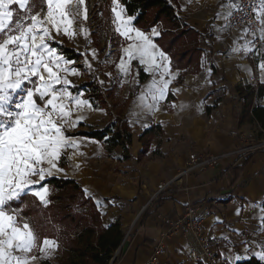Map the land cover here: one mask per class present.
<instances>
[{
	"label": "crops",
	"instance_id": "0c3cea01",
	"mask_svg": "<svg viewBox=\"0 0 264 264\" xmlns=\"http://www.w3.org/2000/svg\"><path fill=\"white\" fill-rule=\"evenodd\" d=\"M225 3L227 0H179L178 14L204 37L202 63L195 71L192 68L176 70L172 64V71L178 73V77L169 85L166 98L158 102V111L152 112L146 107L156 102L147 95L153 76L145 71V66L131 68L126 76L120 72L124 75L121 84L111 81L112 86L106 87L99 79L102 92L114 89L118 99L124 102L122 114L132 134V143L127 150L119 147L111 154L107 152L106 140L73 135L90 129L103 130L110 122L109 110L93 102L87 94L89 90L81 86L91 80V74H96L88 69L85 59L89 61L91 50L98 53L100 48L103 49L104 40L109 39L103 37L97 45L92 35L88 41L78 33L71 39L61 36L52 42L58 54L75 61L68 67L76 68L80 75L68 77L74 85L70 91L89 101L92 109H85V118L66 132L80 143L82 155L76 154L72 158L74 150L67 149L60 161L67 174L51 178H70L78 182L86 196L96 203L104 228L120 222L129 238L116 264H143L152 254L157 240L167 233L163 221L183 216L188 206L194 207L202 216L203 228L214 243L221 264L232 251L245 255L246 258L240 261L245 262L249 259L243 249L260 251L257 245L264 243V234H255L260 224V212L252 207L264 201V150L251 154L242 152L246 146L244 137L252 136V131L260 125L252 120L248 102L237 90L252 85L254 80L256 85L252 86L264 87L259 69V63L264 59V41L260 48L254 44V50L247 54L233 52L234 39L242 46L246 41H252V37L237 39L242 37L245 28H229L227 32L218 33L224 21L217 19V13ZM86 6L89 11L92 4L86 0ZM112 17L114 20L113 12ZM77 20L84 22L82 17H77L74 28H80ZM113 26L115 31L114 23ZM156 29L161 33L159 28ZM217 35L221 39H216ZM160 36L154 37V42ZM121 38L125 44L119 49L129 43ZM61 47L74 50L81 58L70 59L62 53ZM255 49H259L258 54ZM119 60L114 61L111 69L114 74ZM134 63L138 64V61ZM176 89L180 91L176 92ZM253 105L264 107V95L256 98ZM73 111L72 118L76 119L75 109ZM152 127H159L161 132L157 129L151 137L142 138ZM143 140L149 144L146 153H143ZM229 152L236 154L220 158L206 171L179 177L190 155L213 156ZM162 185L165 189L154 200V194ZM143 209L146 210L142 212ZM165 242L167 248L159 258V264H195L188 256L189 249L196 246L191 234L170 236ZM36 264H42V261L38 260Z\"/></svg>",
	"mask_w": 264,
	"mask_h": 264
},
{
	"label": "snow or ice",
	"instance_id": "6c2138e0",
	"mask_svg": "<svg viewBox=\"0 0 264 264\" xmlns=\"http://www.w3.org/2000/svg\"><path fill=\"white\" fill-rule=\"evenodd\" d=\"M111 10L115 32L129 41L122 48L124 58L119 61V70L126 76L133 61L145 66V71L153 76L147 95L156 102L146 107L158 111V102L166 98L169 85L178 77L172 71L170 57L154 42L153 38L161 33L155 27L147 33L136 27V16L127 14L120 0H113ZM243 11L237 0L222 4L217 19L224 24L218 33L235 27L231 23L234 13ZM77 17L87 21L86 0H0V264H36L41 257L31 255L34 251L51 258L59 248L55 240L44 238L40 242L29 218L13 202L32 195L43 206L49 205L50 178L67 174L60 166L62 155L69 148L74 150L72 158L82 155L80 143L66 132L80 124L85 118L83 111L91 110L92 105L70 91L74 85L68 77L80 75L76 68L68 67L75 61L65 59L52 46L61 36L71 39L82 32L87 38V28L73 27ZM255 21L259 39L264 41V0H259ZM248 35L255 33L249 28L237 39ZM216 39L221 37L217 35ZM233 45L236 53L254 50V41L241 46L234 39ZM255 51L259 53V49ZM91 54L95 59L96 50L92 49ZM84 55L87 57V51ZM85 64L91 70L87 59ZM259 69L264 83V59ZM74 109L76 119L72 118ZM252 207L260 212L255 234H264V201ZM257 246L260 251L244 248L243 253L249 260L258 258L264 262V243ZM245 258L232 251L224 264H239Z\"/></svg>",
	"mask_w": 264,
	"mask_h": 264
},
{
	"label": "trees",
	"instance_id": "16d2710c",
	"mask_svg": "<svg viewBox=\"0 0 264 264\" xmlns=\"http://www.w3.org/2000/svg\"><path fill=\"white\" fill-rule=\"evenodd\" d=\"M92 4L93 17L96 22L92 36L97 45L103 37L108 38L112 47L117 50L125 43L114 31L112 7L113 0H87ZM127 14L135 15L134 24L146 33L153 27L161 31L156 43L169 55L174 69H199L202 63L204 37L199 30L192 29L186 19L178 14L179 0H120ZM62 53L70 59H80L74 50L61 47ZM120 58L117 57L115 62ZM91 80L81 86L89 90L90 99L100 107L109 110L110 122L103 130L79 131L75 135L96 138L105 141L107 152L123 147L125 150L132 143V134L125 116L122 114L124 102L118 99L115 90H100L96 74L89 76ZM143 77V76H142ZM240 95L248 102L252 120L264 131V107L253 105L256 98L264 95V87L246 85L238 88ZM159 127H152L141 136L151 137ZM107 137V138H106ZM146 153L148 142L143 140ZM49 200L46 207L39 200L26 195L13 206L22 208V215L29 218L39 241L44 238L55 239L59 243L58 264H116L124 252L127 242L126 232L119 221L104 228L102 216L96 203L88 198L80 184L70 178H50ZM88 206V211L84 207ZM118 254V255H117ZM117 255V256H116ZM50 264V263H45ZM239 264H264L253 258Z\"/></svg>",
	"mask_w": 264,
	"mask_h": 264
},
{
	"label": "built area",
	"instance_id": "2783aa9c",
	"mask_svg": "<svg viewBox=\"0 0 264 264\" xmlns=\"http://www.w3.org/2000/svg\"><path fill=\"white\" fill-rule=\"evenodd\" d=\"M239 3L243 6V12H235L231 21L235 27L232 29H251L255 35H251L254 44L260 48L263 43L259 39V25L255 21L256 10L259 7V0H239ZM90 19L92 15L89 16ZM252 85H256L255 80L252 81ZM251 136L244 137L245 148L242 150L245 154H251L256 152L254 146L249 145ZM236 154V152H229L222 155H208V154H192L190 155L189 162L179 177L188 175L197 171H206L220 160V158ZM166 186L162 185L159 191L154 194L153 199L156 200L162 190ZM146 209H143L144 212ZM167 229V233L157 242L152 249V254L143 264H159V258L164 254L167 244L166 239L174 236H185L191 234L194 237L196 246L189 249L188 256L195 264H221L220 258H218V252L215 249L214 243L207 235L205 228H203V218L200 213H197L196 209L192 206H188L184 215L179 218H169L163 221ZM118 255V254H117ZM116 255V256H117Z\"/></svg>",
	"mask_w": 264,
	"mask_h": 264
},
{
	"label": "rangeland",
	"instance_id": "374dc122",
	"mask_svg": "<svg viewBox=\"0 0 264 264\" xmlns=\"http://www.w3.org/2000/svg\"><path fill=\"white\" fill-rule=\"evenodd\" d=\"M93 14H94V12H93V9L91 6L89 11H88L87 21L81 22V20H77V24H79L80 28H87L88 29V36H87L88 41H90L92 39L91 35H92V32L94 31L95 26H96V22L94 21V18L93 19L89 18L90 15H92V17H93ZM80 34L83 35L82 32H80ZM119 56L121 58H124V53H123L122 49H118V51H117L116 49L112 48V43L109 42V40L105 39L104 44H103V49L101 50V48H100V51L97 53L96 58L95 59H93L92 57L89 58V62L92 64V68H91L92 70H90V71L95 72L98 75V79H100V82L103 81L102 84L106 83L105 84L106 87L112 86L111 81L117 82V84H119V83L121 84L120 81L123 80L122 77L124 75L121 76L120 70H118L119 67L115 68L116 69L115 74L111 72V69L114 68V66H113L114 61H115L116 57H119ZM135 67H140V66H139V64H136V63L131 65V68H135ZM104 75H106L107 78H105ZM245 86H242V88H245ZM252 132L253 133L251 136V140L249 141V145L254 146L257 151L259 149L264 150V131L261 130L260 128H258ZM84 208H85L84 209L85 211H88V206H86ZM48 239L55 240V239H51V238H48ZM40 242H42V241H40ZM58 245H59V243H58ZM31 255L40 256L41 258L39 260L42 261V264H45V263L58 264V260L60 257L59 256V248H58V250H56L52 254L51 258L43 257V255L38 250L34 251Z\"/></svg>",
	"mask_w": 264,
	"mask_h": 264
}]
</instances>
